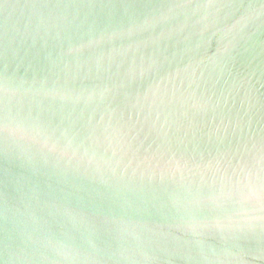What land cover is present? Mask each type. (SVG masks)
<instances>
[{
	"label": "water",
	"instance_id": "obj_1",
	"mask_svg": "<svg viewBox=\"0 0 264 264\" xmlns=\"http://www.w3.org/2000/svg\"><path fill=\"white\" fill-rule=\"evenodd\" d=\"M0 264H264V0H0Z\"/></svg>",
	"mask_w": 264,
	"mask_h": 264
}]
</instances>
